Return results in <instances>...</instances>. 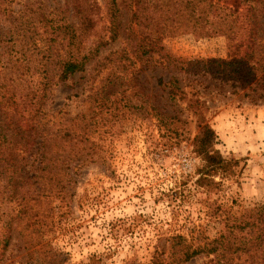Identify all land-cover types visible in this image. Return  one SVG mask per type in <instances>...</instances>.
I'll list each match as a JSON object with an SVG mask.
<instances>
[{"label": "trees", "instance_id": "16d2710c", "mask_svg": "<svg viewBox=\"0 0 264 264\" xmlns=\"http://www.w3.org/2000/svg\"><path fill=\"white\" fill-rule=\"evenodd\" d=\"M263 16L264 0H0V185L9 193L6 200L21 206L9 221L0 218V255L23 221L28 264H62L48 236L66 204L72 171L103 157L91 140L98 124L92 118L106 102L129 107L141 101L135 82L147 70L168 75L155 78L156 86L193 117L191 144L202 162L194 185L208 191L218 186L216 177L233 178L242 159H226L216 148L205 116L210 92L195 86L212 80L264 105ZM195 27L205 36L225 35L231 49L226 58L181 60L164 51L163 39ZM121 37V48L99 56ZM87 66L92 84L99 80L88 97L89 116L76 124L66 112L51 111L50 95ZM108 85L118 89L108 91ZM146 111L164 123L166 114L157 107ZM215 215L221 226L216 237L201 227L189 236L172 235L149 264H186L198 256L204 264H264V204L239 214L216 205Z\"/></svg>", "mask_w": 264, "mask_h": 264}, {"label": "rangeland", "instance_id": "374dc122", "mask_svg": "<svg viewBox=\"0 0 264 264\" xmlns=\"http://www.w3.org/2000/svg\"><path fill=\"white\" fill-rule=\"evenodd\" d=\"M261 23L264 34V16ZM122 42L123 37L99 56L121 48ZM162 46L181 60L224 59L231 50L225 35L205 36L196 27L163 39ZM91 69L87 66L52 89L51 111L66 112L76 124L89 116L93 102L88 97L99 80L92 84ZM160 75L168 77L147 70L137 78L142 99L132 102L133 108L122 103L106 106V102L92 118L98 124L91 140L101 145L103 157L72 171L66 204L48 236L62 264H149L155 248L165 249L172 235L189 236L190 230L201 227L206 235L216 237L221 228L216 205L239 214L264 204V105L241 98L243 89L237 88L233 95L230 86L212 80H205V88L195 86L201 93L210 92V100L205 97V116L216 133V148L226 159H242L233 178L216 177L218 186L205 191L194 185L202 162L192 149L193 117L183 103L170 102L159 90L155 78ZM150 105L166 114L164 123L147 114ZM1 185L0 218L7 222L21 206L6 200L9 193ZM22 223L11 232L0 264H28ZM204 262L198 256L186 264Z\"/></svg>", "mask_w": 264, "mask_h": 264}]
</instances>
